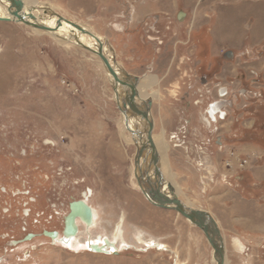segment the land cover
Listing matches in <instances>:
<instances>
[{
	"label": "rangeland",
	"instance_id": "obj_1",
	"mask_svg": "<svg viewBox=\"0 0 264 264\" xmlns=\"http://www.w3.org/2000/svg\"><path fill=\"white\" fill-rule=\"evenodd\" d=\"M36 1L39 16L54 12L99 36L121 70L156 78L142 94L179 200L215 218L226 264H264V159L248 171L240 154L246 164L227 166L237 151L223 138L239 115L252 124L246 107L264 106V0ZM113 85L77 43L0 22V264H216L201 229L137 187L136 139ZM226 86L234 113L211 127L205 110ZM86 194L99 217L92 238H112L123 220L121 253L87 250L82 225L71 248L45 236L64 233L70 203Z\"/></svg>",
	"mask_w": 264,
	"mask_h": 264
},
{
	"label": "water",
	"instance_id": "obj_2",
	"mask_svg": "<svg viewBox=\"0 0 264 264\" xmlns=\"http://www.w3.org/2000/svg\"><path fill=\"white\" fill-rule=\"evenodd\" d=\"M6 1L9 3L8 10L13 19L0 17V22L24 23L29 27L41 29L51 33L56 32V30H58L65 22L75 28L78 32L92 37L97 42V50L92 47L85 46L82 43H79L78 45L97 55L106 70L113 77L115 83V86L113 87L119 110L126 116L128 115V112L132 115L139 116L142 120H145L148 123V127H146L144 131H132L133 135L138 136L142 142L141 144H137V154L135 157V177L141 191L153 205L160 208L173 209L182 217L189 220L193 225L201 229L214 251L213 256L217 264H225V243L215 218L207 211L193 209L186 206L181 200H179L172 185L168 184V190L164 189L165 179L159 167V152L157 151L153 138L154 122L151 117V107L153 105V101L149 98L147 100H142L140 98V78L135 77L126 71L119 70V68L117 69V63L115 60H111L105 52L103 41L91 31L83 28L77 23L59 16L54 12L50 13L51 15H56L58 17L56 27L53 28L38 24L36 22V17L31 13V10H29L28 13L25 12V3L23 0ZM180 15L183 17L185 16L182 12L179 13V16ZM179 19H181V16ZM119 86L123 89L120 90ZM138 100H140L141 103H139ZM217 105L218 103L216 102L211 106V108L215 109ZM125 123L128 127L129 120L126 119ZM144 132L146 134L145 140L143 137ZM141 159L143 160L142 164ZM152 167L154 168L153 170L151 169ZM73 205L74 202L70 203L71 210ZM86 211H88V215L91 217V211ZM44 234L45 236L52 238L50 233L47 234L45 231ZM30 237L31 236H28L26 239H29ZM95 250L98 251V249Z\"/></svg>",
	"mask_w": 264,
	"mask_h": 264
},
{
	"label": "bare ground",
	"instance_id": "obj_3",
	"mask_svg": "<svg viewBox=\"0 0 264 264\" xmlns=\"http://www.w3.org/2000/svg\"><path fill=\"white\" fill-rule=\"evenodd\" d=\"M23 2L25 3V12L28 13L29 10H31V13L36 17V22L38 24L45 25V26H48V27H53V28L56 27V23L58 21V17L56 15H52L51 18H49V17L48 18H44L45 16L41 17V16L38 15V12L40 10H38L39 6H36V5H39V3L36 0H23ZM44 5L45 4H43V6ZM8 7H9V3L6 0H0V17L12 18V16L9 13ZM42 8H45V6L42 7ZM31 28H33V27H31ZM33 29H36V28H33ZM85 29H87V28H85ZM36 30L47 32V31H44V30H41V29H36ZM47 33L52 34L56 39H58L59 42H63V43L69 42V43H72V44L82 43L85 46L92 47V48L97 50V47H96L97 42L92 37H90L88 35H83L82 33L77 32L75 28H73L71 25H69V24H67L65 22L62 24V26L58 30H56V32H54V33L47 32ZM104 49H105V52L107 53V51H106L107 49H106L105 43H104ZM107 55L112 60L113 56L111 57V55L108 54V53H107ZM116 66H117L116 67L117 69L119 68V70H121V68L118 65H116ZM107 74L109 76V79L113 82V84H114L113 86H115L113 77L109 74L108 71H107ZM155 83H156V78L153 77V76H145L142 79L140 78L139 92H140V98L142 100H147L148 98H150L148 95L142 94V92L144 93L143 90H145V89L153 90V87L155 86ZM119 89L121 90L123 88H121L119 86ZM222 90L225 91V89H222ZM115 97H116V94H115ZM140 100H138L139 103H141ZM208 112L211 115V120H214V122H217V120H219L218 115L216 113H214L216 111L210 110V107H209L208 108ZM220 114L222 116H224L225 112L221 111ZM204 116L207 117L205 119L210 123L209 117L207 115H204ZM126 119L129 120V126L128 127H127V125L125 123ZM123 124L125 125V129L130 131L132 135H133L132 131H137V130L144 131V129H146V127H148V123L145 120H142L139 116L132 115L129 112H128L127 116L124 115ZM133 136L135 137L136 141H138V142H136V144H141L142 143L138 136H136V135H133ZM143 137H144V140H145L146 139L145 132H144ZM153 138H154V142H155L157 151L159 152V167H160V169H161V171L163 173L164 179H165V184H164L165 187H164V189L168 190V188H167L168 184H170L172 186H173V184H171L170 181H169L171 179V175L169 174V171L167 170L168 169V165L166 163L167 145H166V142H165V138H164V135L158 136V137L156 136V137H153ZM142 163H143V160L141 159V164ZM151 169L153 170L154 168L152 167ZM151 174H152V172H151ZM137 187L140 189L139 184H137ZM174 188H175L174 189L175 193H176V195L178 197V195H179L178 194V190L176 189V186ZM87 197H88V195L86 194L84 196V200H80V201L74 202V205H73V208H72L71 212L69 213V215L65 219V227L66 228H65L64 233L61 234L59 232H48V233H50L52 235V238L50 237L51 240L56 242V243H60V244H62L64 246H66L67 248H71L73 242H79L78 241L79 240V236L81 235L80 226L82 225V226L85 227V229L88 232V237L86 239L87 240L86 241L87 250H90L91 252H93L95 254H100V255H105V256H109V255L112 256V254L116 255L118 253H121V251L124 248V247H122V244L123 245L125 244V242L123 241L124 240V238H123L124 230L121 227L123 220H121L118 223V225L116 227V233L113 235L112 238H109V237L103 236V235H99L96 238H92L90 232L92 230H95V228L97 227V225L99 223V220H98L99 217H98L97 211H95L88 204L89 199ZM146 199H147V197H146ZM185 205L188 206V207H191V208L193 206L192 204H190V202L186 203ZM86 210L91 211V217L88 215V211H86ZM187 221H189V220H187ZM79 246H81V245H79ZM95 249H98V251H96ZM214 260H215V258H214ZM216 264H217V262H216ZM225 264H226V258H225Z\"/></svg>",
	"mask_w": 264,
	"mask_h": 264
},
{
	"label": "crops",
	"instance_id": "obj_4",
	"mask_svg": "<svg viewBox=\"0 0 264 264\" xmlns=\"http://www.w3.org/2000/svg\"><path fill=\"white\" fill-rule=\"evenodd\" d=\"M199 43V45L202 47L207 45V40L204 42L199 41ZM246 108L248 114L246 119L252 120V124L249 127L243 125L244 121H240L241 116L239 115V121L235 119L237 125H234L233 123L234 126H231V131L229 130L231 133H226V137L231 142L232 150H236L238 156L241 154L244 156V158L246 157L250 159V164L247 169L249 171V168L252 164H254L255 168L260 167L259 164L261 162L258 160L264 159V106L254 107L251 105L250 107ZM234 115L237 116V114ZM246 172L247 171L244 172L243 180L245 179L247 182H249L250 176ZM228 173H231L230 170Z\"/></svg>",
	"mask_w": 264,
	"mask_h": 264
},
{
	"label": "flooded vegetation",
	"instance_id": "obj_5",
	"mask_svg": "<svg viewBox=\"0 0 264 264\" xmlns=\"http://www.w3.org/2000/svg\"><path fill=\"white\" fill-rule=\"evenodd\" d=\"M228 54L229 53H227L225 56H228ZM222 89H225V91H223ZM218 92V94H217V96H218V99L217 100H215V101H213L212 103H215V102H218V105H217V107H216V112H214V113H216L217 115H218V118H219V120L221 121V122H223V123H225V121H227L228 120V117H230V116H232L233 115V113H234V101H233V96H232V92L233 91H231L230 90V88L228 87V86H226V87H220L219 88V90L217 91ZM224 94V95H223ZM235 94V93H234ZM232 100H231V99ZM220 101V102H219ZM222 101V102H221ZM212 103H210L208 106H207V109L205 110V113H206V115L209 117V121H210V125H211V127L212 126H215V125H213V124H216L217 125V128H218V126L219 125H221V124H219L218 122H214V120H211V115L209 114V112H208V108L210 107V105L212 104ZM221 111H224L225 112V115L224 116H222L220 113H221ZM231 129V128H230ZM218 130V129H217ZM223 137V136H222ZM222 137H219V135H217L216 136V139H215V142H214V145L217 147V149H216V151L217 150H219L220 152H223V146L225 145V144H227V143H224V141H222ZM225 140H227V137H226V135H225V137H223ZM226 142V141H225ZM208 144H210V143H208ZM211 145V147L210 148H212L213 147V145L212 144H210ZM221 149H222V151H221ZM219 151H217V152H219ZM70 209V208H69ZM90 251V250H89ZM91 252V251H90ZM93 253V252H92ZM109 256H111V255H109ZM112 256H113V254H112Z\"/></svg>",
	"mask_w": 264,
	"mask_h": 264
},
{
	"label": "built area",
	"instance_id": "obj_6",
	"mask_svg": "<svg viewBox=\"0 0 264 264\" xmlns=\"http://www.w3.org/2000/svg\"><path fill=\"white\" fill-rule=\"evenodd\" d=\"M215 103H216V102H215ZM215 103H212V104L210 105V110H212V111H216V107H215V109H214V108H211V106H212L213 104H215ZM227 159H232V161H231V160H228L229 162L226 163L227 166H230V167H234V166L239 167V166H242V165H244V164L247 163V161H242V160L239 158V156L237 155V153L234 152V151L230 153V155H229V157H228ZM234 160H235V162H233Z\"/></svg>",
	"mask_w": 264,
	"mask_h": 264
}]
</instances>
